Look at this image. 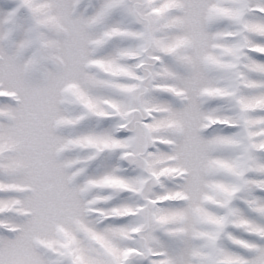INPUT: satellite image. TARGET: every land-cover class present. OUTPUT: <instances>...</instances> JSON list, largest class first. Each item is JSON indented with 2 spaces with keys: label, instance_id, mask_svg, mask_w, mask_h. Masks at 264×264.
<instances>
[{
  "label": "snow or ice",
  "instance_id": "1",
  "mask_svg": "<svg viewBox=\"0 0 264 264\" xmlns=\"http://www.w3.org/2000/svg\"><path fill=\"white\" fill-rule=\"evenodd\" d=\"M0 264H264V0H0Z\"/></svg>",
  "mask_w": 264,
  "mask_h": 264
}]
</instances>
